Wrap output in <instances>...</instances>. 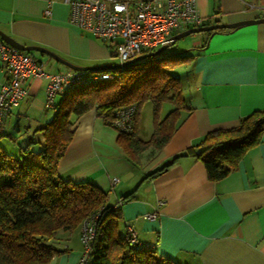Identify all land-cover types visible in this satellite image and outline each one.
I'll list each match as a JSON object with an SVG mask.
<instances>
[{"label": "crops", "instance_id": "crops-1", "mask_svg": "<svg viewBox=\"0 0 264 264\" xmlns=\"http://www.w3.org/2000/svg\"><path fill=\"white\" fill-rule=\"evenodd\" d=\"M196 5L209 24L264 17V0H196ZM69 15L63 0H0V30L18 42L45 47L75 65H112L111 43L71 24ZM202 36L199 42L192 34L194 52L186 63L188 74L180 78L190 111L165 146L130 159L116 133L91 108L71 117L73 137L57 174L65 181L99 186L108 192L109 204L127 196L119 208L121 234L131 224L137 244L158 257L176 264H264V130L235 168L217 181L207 177L202 161L192 155L146 178L209 132L234 128L253 111L264 110V23ZM31 53L47 73L73 71L48 55ZM4 78L0 60V84ZM46 85L41 77L25 81L26 94L0 127V141L2 136L13 140L12 150L0 146L3 151L17 156L30 140H40L36 129L52 118L61 98L47 107ZM113 177L118 178L114 184ZM153 212L155 219L144 218ZM78 237V243L67 241L64 252L48 264H75L81 251Z\"/></svg>", "mask_w": 264, "mask_h": 264}, {"label": "trees", "instance_id": "trees-1", "mask_svg": "<svg viewBox=\"0 0 264 264\" xmlns=\"http://www.w3.org/2000/svg\"><path fill=\"white\" fill-rule=\"evenodd\" d=\"M226 30L229 29L216 33ZM205 33L212 34L211 31ZM191 58L186 52L155 56L124 69L111 70V79L75 87L60 98L52 118L36 129L40 140H30L19 149L17 156L0 147V264H48L54 255L64 252L55 245L57 231L79 227L93 214L98 217L88 264H176L158 257L151 248L137 242L130 244L124 239L119 208L127 196L120 198L118 204H109L108 192L99 186L61 179L57 163L73 137L71 117L91 108L111 126L109 120L115 109L135 105L133 129L118 131L117 143L132 160L149 148L160 150L190 111L181 79L169 69ZM145 102L151 103L153 116V131L148 140L138 134L139 109ZM164 102L174 107L160 119ZM262 130L264 110L253 111L234 128L209 132L198 144L176 155L146 178L163 172L179 157L192 155L202 161L207 177L217 181L233 170L241 156L259 141ZM35 144H39V148L35 149ZM197 147L199 151H195Z\"/></svg>", "mask_w": 264, "mask_h": 264}, {"label": "built area", "instance_id": "built-area-1", "mask_svg": "<svg viewBox=\"0 0 264 264\" xmlns=\"http://www.w3.org/2000/svg\"><path fill=\"white\" fill-rule=\"evenodd\" d=\"M63 1L70 6L69 22L90 31L97 39L109 41L113 55L119 63L169 45L174 34L205 23V18L198 12L196 0ZM46 13L49 11L46 10ZM0 60L5 77L0 84V127L26 94L24 83L28 77L47 79L45 89L47 107L53 105L56 97H64L75 87L113 77L111 71L73 70L47 73L31 52L17 49L1 37ZM136 111L133 104L117 108L113 111L109 123L117 131L130 132L134 126ZM117 181V177L111 180L113 184ZM97 217L95 214L90 215L80 224L81 251L75 264H88L90 260ZM156 217V212L144 215L145 219ZM124 239L130 244L137 242L131 224L125 226Z\"/></svg>", "mask_w": 264, "mask_h": 264}, {"label": "rangeland", "instance_id": "rangeland-1", "mask_svg": "<svg viewBox=\"0 0 264 264\" xmlns=\"http://www.w3.org/2000/svg\"><path fill=\"white\" fill-rule=\"evenodd\" d=\"M196 37H199L201 42L202 39V33H196L193 34ZM192 34L179 38L178 40H176L174 43L170 44L167 46V48L161 52L160 54L156 55L157 57H164V56H169V55H174V54H182L184 52L186 53H192L194 52V50L192 49L193 45L195 44L192 40ZM158 49V48H156ZM154 49V50H156ZM34 53L38 56L41 57L42 55L38 52ZM109 63L114 65L119 63L118 59L116 57H110L109 58ZM187 63V62H186ZM186 63H182V64H178L175 65L173 67H170L169 71L172 75L177 76L181 79H184V77H186V75L188 74L187 71V64ZM174 106L170 103V102H164L161 105L160 108V119H162ZM108 127V129L112 130L113 132L116 133V135H118V131L115 130L114 128L106 125ZM138 134L139 136L143 139V140H148L151 137L152 131H153V116H152V105L150 102H145L139 109V120H138ZM140 130V131H139ZM2 140L0 141V146L1 147H5L7 150H12L13 148V140L9 137H3L2 136ZM79 236L80 234L78 233V227L70 230V231H65V230H59L57 231L56 235H55V245L56 247H58L59 249H63V246L65 244H67V241H70L72 243H78V239L77 236Z\"/></svg>", "mask_w": 264, "mask_h": 264}, {"label": "water", "instance_id": "water-1", "mask_svg": "<svg viewBox=\"0 0 264 264\" xmlns=\"http://www.w3.org/2000/svg\"><path fill=\"white\" fill-rule=\"evenodd\" d=\"M258 23H264V17H259V18H253V19H245V20H240V21H235V22H230V23H221V22H215V23H211L208 25H202V26H198V27H191V28H187L184 29L176 34H174L171 38V43H174L176 40H178L179 38L191 35V34H196V33H203V32H209L211 31L212 34L211 36L216 33L217 30L220 29H230V30H235V29H239L243 26H247V25H253V24H258ZM0 37L7 42L9 45L20 49L22 51H28V52H38L40 54H45L50 56L51 58L55 59L56 61H59L60 63L66 65L67 67L73 69V70H84V71H110V70H115V69H124L129 67L130 65L139 62L141 60L144 59H150L152 57H155L156 55L160 54L161 52H163L168 45H164L159 47L156 50L153 51H148L145 53H142L124 63H117L114 65H101V66H81V65H75L65 59H63L62 57H60L59 55H57L56 53H54L53 51L39 46V45H24L20 42H18L17 40H15L14 38H12L11 36H9L8 34H6L5 32H3L2 30H0ZM169 44V45H170Z\"/></svg>", "mask_w": 264, "mask_h": 264}]
</instances>
